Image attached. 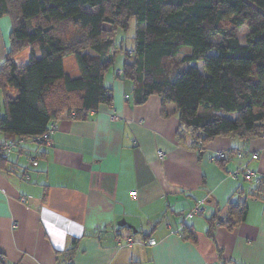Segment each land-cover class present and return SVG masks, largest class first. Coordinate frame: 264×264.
<instances>
[{
	"label": "crops",
	"instance_id": "0c3cea01",
	"mask_svg": "<svg viewBox=\"0 0 264 264\" xmlns=\"http://www.w3.org/2000/svg\"><path fill=\"white\" fill-rule=\"evenodd\" d=\"M10 32L1 18L0 62ZM119 32L116 45L131 50ZM27 58L24 51L16 61ZM124 60L118 54L105 77L111 107L57 121L52 145L15 140L1 161L0 255L8 264H63L76 241L73 264H264V199L250 197L255 185L234 175L248 167L264 179V137H221L192 150L189 137L179 140L184 127L174 105L158 96L134 104L132 84L116 77ZM218 153H226L224 167ZM239 192L246 221L233 231L217 224L209 236L210 219H224ZM196 207L202 213L190 216Z\"/></svg>",
	"mask_w": 264,
	"mask_h": 264
},
{
	"label": "trees",
	"instance_id": "16d2710c",
	"mask_svg": "<svg viewBox=\"0 0 264 264\" xmlns=\"http://www.w3.org/2000/svg\"><path fill=\"white\" fill-rule=\"evenodd\" d=\"M3 17L11 23L0 62L5 141L44 144L39 139L57 121L87 120L111 107L114 96L104 82L118 54L125 59L118 78L132 84L134 104L158 96L163 106L174 105L184 127L179 140L189 137L192 150L203 152L221 137H264V0H0ZM133 22V48L116 45L117 32L128 33ZM24 51L28 58L18 63ZM242 196L228 202L224 219H210L209 236L217 224L233 231L246 221ZM250 197L264 199V179ZM76 245L62 255L63 264H73ZM0 264H8L2 255Z\"/></svg>",
	"mask_w": 264,
	"mask_h": 264
},
{
	"label": "built area",
	"instance_id": "2783aa9c",
	"mask_svg": "<svg viewBox=\"0 0 264 264\" xmlns=\"http://www.w3.org/2000/svg\"><path fill=\"white\" fill-rule=\"evenodd\" d=\"M119 75H120V73H119ZM112 120L118 121L119 118L116 116H113ZM55 128H56V124H52L50 126V131L43 138L39 139V141L41 143H44V144L52 145L51 135L54 132ZM14 147H15V142H12V141L0 142V160H1V158H6L9 155V153L12 152ZM237 156L239 158H242L243 152L239 151L237 153ZM159 157H160L161 161L165 160V157L162 153H159ZM225 157H226V153H218L216 156V159L221 160V159H224ZM251 158H252V160H257L258 156H257V154H253V155H251ZM34 164H36V163H34ZM234 175L237 178L241 177L242 179H244L246 182H248L249 184H251L253 186L260 183V178L258 177L256 172L253 171L252 169H249L248 167H244V170H242L240 172H236ZM132 196H135V193H132ZM200 213H202L201 209L196 207L190 212L189 215L193 216V215H198ZM148 244L149 245H155L156 242H155V240L151 239L148 241Z\"/></svg>",
	"mask_w": 264,
	"mask_h": 264
},
{
	"label": "rangeland",
	"instance_id": "374dc122",
	"mask_svg": "<svg viewBox=\"0 0 264 264\" xmlns=\"http://www.w3.org/2000/svg\"><path fill=\"white\" fill-rule=\"evenodd\" d=\"M105 29L107 31H111L112 30L110 25H105ZM135 29H136L135 28V23L133 22L128 33H124L122 31H120L122 34H124L123 35V37H124L123 38L124 39L123 43L125 44V47L130 46V45L133 46V37H134V34H135ZM246 33H247L246 29H241L240 32H239V37L241 39L242 44L245 43V38L244 37H245ZM116 37L118 39L120 37V34H117ZM182 52H183V54H187V53L190 52V49L189 48H184ZM37 55L40 57V53L39 52H37ZM72 62H73V60L71 58L66 59L65 60V66H66L68 72L71 75L75 76L76 73H77L76 70H73V69L70 68ZM195 67H197L201 73L205 74V71H204V68H203V63H198L197 65H195ZM122 69L119 71L120 75L118 73V75L116 76L117 78L120 77L123 74V70Z\"/></svg>",
	"mask_w": 264,
	"mask_h": 264
}]
</instances>
